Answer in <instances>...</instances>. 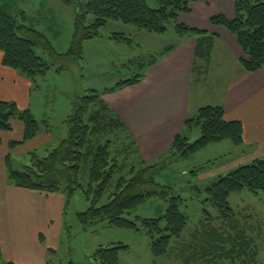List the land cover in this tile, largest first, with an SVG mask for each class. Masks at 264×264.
<instances>
[{"label":"trees","instance_id":"16d2710c","mask_svg":"<svg viewBox=\"0 0 264 264\" xmlns=\"http://www.w3.org/2000/svg\"><path fill=\"white\" fill-rule=\"evenodd\" d=\"M60 1L76 11L72 42L66 52L58 51L43 31L31 25L24 11L14 15L0 6L3 64L30 79L34 88L39 86L38 79L45 78L51 70L61 72L82 60L84 42L100 36V30L112 20L150 33H165L171 21L180 35L205 33L179 20L180 14L190 12V5L197 0H154L157 6L150 5L148 0H86L84 13L75 9L74 0ZM211 22L225 27L237 39L247 71H258L264 67V0H236L234 18L219 14L213 16ZM111 38L126 43L133 41L125 33H116ZM202 39L197 38V56L209 49V43ZM171 47L138 61L143 73L101 91L91 89L75 97L66 119L67 134L47 155L40 157L33 153L29 164L15 168L9 151L6 156L8 183L36 191L63 193L66 205L74 193L81 190L90 204L86 211L77 214L85 227L106 221L110 226L134 230L143 228L149 235L152 253L157 256L166 253L172 239L183 234L188 218L180 208L182 197L175 194L170 185L158 182L161 170L169 162L190 156L213 143L228 139L236 145L244 143L242 121L227 119L223 105H207L200 108L196 117L187 119L171 147L159 160L147 163L141 157L125 122L104 96L140 82L146 68L155 64ZM37 49H41L45 57L39 55ZM14 120L24 125V136L20 141L14 140L12 147L38 135L41 122L30 108H21L13 100L0 99V132L12 131ZM194 127H199L200 136L191 141L186 130ZM244 189L264 195V157L241 164L210 182L206 186L207 200L223 214L230 215L233 211L229 202L231 194ZM156 196L168 204L163 216H137L134 220L127 217L142 202ZM105 197L107 201L100 205ZM127 248L128 245L123 243L99 246L93 257L98 264H119L120 251ZM0 264H17L3 258L1 246Z\"/></svg>","mask_w":264,"mask_h":264},{"label":"rangeland","instance_id":"374dc122","mask_svg":"<svg viewBox=\"0 0 264 264\" xmlns=\"http://www.w3.org/2000/svg\"><path fill=\"white\" fill-rule=\"evenodd\" d=\"M148 2L157 6L154 0ZM0 6L14 15L24 11L28 22L43 31L58 51L66 52L70 48L76 16L71 6L60 0H0ZM116 33H125L132 38V43L111 38ZM183 37L187 39L189 35L178 34L173 21L168 23V30L162 34L109 21L100 30V36L84 42L82 60L67 70H51L45 78L38 79L41 88L33 93L32 110L41 122L39 134H45L47 126L44 120L50 118L48 126L53 139L40 138L29 149L19 144L11 151L13 166L20 168L29 164L33 153L43 157L60 144L67 134L66 118L75 97L91 89L101 91L138 75L141 68L135 58L139 57L141 62L150 53L183 43ZM37 53L44 56L41 49H37ZM225 59L231 66L227 50ZM225 74L229 76L230 72L226 70ZM215 88L218 91L207 86L205 91L201 90L203 93L193 88V101L217 103L222 93ZM190 130L186 133L194 141L200 136V129L194 127ZM248 147V143L236 145L228 139L167 162L157 180L173 187L174 193L182 197L180 208L188 223L181 237L172 239L166 253L159 256L152 253L149 235L143 228L134 230L110 226L106 221L85 227L77 214L86 211L90 204L84 193L78 190L64 211L65 232L61 247L48 264H98L93 257L94 251L99 246L114 243L128 245L127 249L120 251L119 264H264V195L248 189L232 193L229 202L233 211L230 215L223 214L207 200L206 186L241 163L245 164L247 157L244 155L253 152ZM106 201L105 197L100 205ZM167 207V202L156 196L142 202L127 217L132 220L137 216L158 218L165 214Z\"/></svg>","mask_w":264,"mask_h":264},{"label":"crops","instance_id":"0c3cea01","mask_svg":"<svg viewBox=\"0 0 264 264\" xmlns=\"http://www.w3.org/2000/svg\"><path fill=\"white\" fill-rule=\"evenodd\" d=\"M235 1L193 2L190 12L181 13L179 20L205 33H187L189 37H183V43L171 47L155 64L146 68L140 82L104 96L125 122L146 162L158 160L171 147L187 119L196 117L200 108L207 105H223L227 119L242 121L244 143L253 149L248 156L244 155L247 157L245 163L264 157V67L247 71L237 39L225 27L211 22V18L219 14L234 18ZM197 38L209 43L208 52L199 56L196 54ZM226 50L231 56V66L225 59ZM139 60V57L134 59ZM226 70L230 72L229 76L225 74ZM207 86L218 91L217 87L222 93L221 100L206 104L193 101V88L203 93ZM40 88V85L34 88L30 79L5 66L0 52V99L16 101L21 108L32 110L33 93ZM44 121L49 124L50 118ZM51 132L49 127L45 134L38 133L21 145L29 149L40 138L52 140ZM0 136V246L3 258L17 264H48L62 244L66 196L10 185L6 156L18 147H12L11 143L23 139L24 125L14 120L13 130L2 131Z\"/></svg>","mask_w":264,"mask_h":264},{"label":"water","instance_id":"95a60500","mask_svg":"<svg viewBox=\"0 0 264 264\" xmlns=\"http://www.w3.org/2000/svg\"><path fill=\"white\" fill-rule=\"evenodd\" d=\"M74 7L77 11L84 13L87 8L86 0H74Z\"/></svg>","mask_w":264,"mask_h":264}]
</instances>
